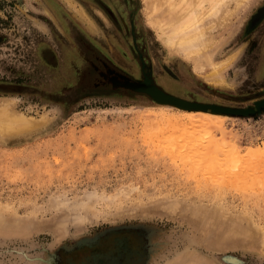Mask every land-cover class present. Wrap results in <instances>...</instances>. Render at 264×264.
Here are the masks:
<instances>
[{
  "label": "rangeland",
  "instance_id": "obj_1",
  "mask_svg": "<svg viewBox=\"0 0 264 264\" xmlns=\"http://www.w3.org/2000/svg\"><path fill=\"white\" fill-rule=\"evenodd\" d=\"M214 37L196 71L144 0H0V104L33 121L0 135V264H264V0ZM146 76L255 111L168 121Z\"/></svg>",
  "mask_w": 264,
  "mask_h": 264
},
{
  "label": "bare ground",
  "instance_id": "obj_2",
  "mask_svg": "<svg viewBox=\"0 0 264 264\" xmlns=\"http://www.w3.org/2000/svg\"><path fill=\"white\" fill-rule=\"evenodd\" d=\"M251 1L252 0H144V3H145V9L147 12L148 22L151 24V26H153L156 29L159 37L162 39L165 45L171 50L182 53L189 61L193 62L194 69L196 71H202L205 69L208 62L210 63L211 61V56L213 53L212 50H213V47L215 46V37H214L215 32L221 29H226L227 26L230 24V22H232L236 16H238L243 10L248 8ZM141 83H142L140 85L141 88H143L144 90L149 92L152 96H154V99L157 102L175 103L178 105L179 109L182 110V112L184 111L183 113L181 112V114H179L178 116L172 115L173 119L171 117L169 118V115H168L167 116L168 121H170L169 119H171V120H175V122H178L180 119L183 118L184 122L186 119L187 121L189 120L188 122L191 124V126L192 124L194 123L196 124L197 122L202 123V126L206 127L203 129L206 130L210 126V123L213 124L216 121L217 122L226 121L228 116L223 117V115L225 114H231V112L233 111L244 113L248 110H252L250 108L244 109V110L243 109L235 110V108L233 109L231 107L221 106L217 104L193 102L186 98L180 97L179 95L169 93L168 91L163 89L161 86H159L157 83H155L152 80V78L149 76H147V78H145V80ZM258 104H262V103H258ZM0 105H1L0 106V135H3V137H4V134L26 130L33 125L32 120H30L29 118L25 117L24 115L14 110L13 102L4 101ZM183 119L181 121H183ZM34 124L36 126V123ZM199 126L200 125H198V127ZM215 126H217V124ZM208 132H210V130ZM177 141L180 142V140H176V142ZM200 148H203V147H200ZM219 150H221V148ZM181 151L183 152L184 150H181ZM210 165L212 166V164ZM194 166L195 165H193V167ZM260 178L262 179V177ZM250 234L252 235L253 232L252 233L250 232ZM195 257L197 256L195 255ZM204 259L203 261H200L201 260L200 259L199 261L194 260V261H185L184 263L182 262L181 263L182 264H206L208 263V262L205 263ZM177 262L178 261H176V263ZM179 263L180 262H178L177 264Z\"/></svg>",
  "mask_w": 264,
  "mask_h": 264
},
{
  "label": "water",
  "instance_id": "obj_3",
  "mask_svg": "<svg viewBox=\"0 0 264 264\" xmlns=\"http://www.w3.org/2000/svg\"><path fill=\"white\" fill-rule=\"evenodd\" d=\"M146 78H147V76H146ZM143 82V81H142ZM142 83L141 82H139V83H127L126 85H128L129 87H131V88H133L134 90H136V91H139V92H144V93H146V94H148L150 97H152V99L155 101V102H157L155 99H154V96H152L149 92H147L146 90H144L143 88H141V85ZM157 103H159V102H157ZM160 104H163V105H171V106H175V107H177V108H179L178 107V105L177 104H175V103H160ZM256 105H257V103H256ZM262 105H264V104H258L257 105V108H260ZM235 110H237V109H235ZM243 111V110H242ZM255 111V108H253V110H248V111H246V112H244V113H241V112H231V114H235V115H247V114H250V113H252V112H254ZM86 243H88V242H86Z\"/></svg>",
  "mask_w": 264,
  "mask_h": 264
},
{
  "label": "flooded vegetation",
  "instance_id": "obj_4",
  "mask_svg": "<svg viewBox=\"0 0 264 264\" xmlns=\"http://www.w3.org/2000/svg\"><path fill=\"white\" fill-rule=\"evenodd\" d=\"M144 63V62H143ZM145 64V63H144ZM200 103H202V102H200ZM207 104H210V103H207Z\"/></svg>",
  "mask_w": 264,
  "mask_h": 264
}]
</instances>
